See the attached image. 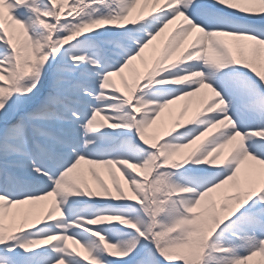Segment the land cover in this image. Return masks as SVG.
I'll list each match as a JSON object with an SVG mask.
<instances>
[{
  "label": "snow or ice",
  "instance_id": "1",
  "mask_svg": "<svg viewBox=\"0 0 264 264\" xmlns=\"http://www.w3.org/2000/svg\"><path fill=\"white\" fill-rule=\"evenodd\" d=\"M0 264H264V0H0Z\"/></svg>",
  "mask_w": 264,
  "mask_h": 264
}]
</instances>
